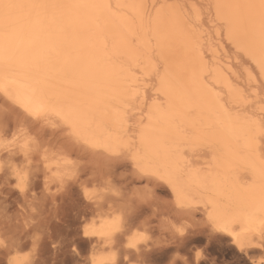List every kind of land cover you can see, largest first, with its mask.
Segmentation results:
<instances>
[{"label":"bare ground","instance_id":"6f19581e","mask_svg":"<svg viewBox=\"0 0 264 264\" xmlns=\"http://www.w3.org/2000/svg\"><path fill=\"white\" fill-rule=\"evenodd\" d=\"M16 2L21 0H4V3ZM79 2L103 7L63 12L49 10L42 18L44 27L39 23L20 25L0 39V89L7 87L13 94H30L32 89L42 88L46 98L53 103L85 114V131L90 138L103 140L110 131L130 129L143 131L148 146L154 141L162 142L172 131L160 112L153 111L152 119H148L149 111L163 102L167 112L185 117L182 126L195 130L202 141L213 145L212 150L199 158L202 172L210 174L203 195L215 202L216 215L229 225V231H217L203 223L206 218L204 206L200 204L197 211L194 204L189 221L198 227L190 229L185 238H174L171 232L162 231L166 238L155 240L152 235L154 227L142 225L148 239L139 250L126 248V241L120 239L106 244L99 237L83 235L85 215L90 219L93 209L77 198L71 186L59 192L56 185L45 189L42 172L35 181L39 187L34 186L26 194L0 183V221L9 223L13 230L18 228L20 234L27 233L26 221L30 222L33 214L30 209L18 213L21 212V202H33L38 209L37 219L43 220L42 239L33 257L36 264H91L94 256L102 258L108 253H115L119 264H186L190 260L191 264H197L193 249L197 243H204L202 250H198L201 252L199 264L225 263L223 248L235 251L240 257L254 259L257 255L254 261L259 264L264 249L255 246L259 243L258 232L252 239V246H246L244 251H241L235 235L230 233L258 227V224L251 225L249 218L253 214L259 215L258 209L264 201V139L258 132L262 115L258 103L260 97H252L253 104H246L240 96V89L248 88V79L244 66L237 64L236 54V48L243 46L259 59L261 42L258 27L250 29L233 9L218 10L216 7L217 4L243 0ZM139 4L147 5V9L135 7ZM153 4L157 8L164 6L161 13L168 21L162 28L160 40L166 57V83L162 92L149 87L146 102L143 86L137 85L141 89V100L133 107L125 108L123 103H116V98L130 95L135 81L131 80L126 66L137 61L122 55L126 52L122 37L133 29L139 31L138 44L144 50L139 63L147 78L150 64L160 59L161 51L156 47L155 39L149 46L151 33L145 34L141 29V25L146 24L145 11L155 13ZM17 14L13 10V15ZM226 20L231 33L225 26ZM161 74L164 75V69ZM154 83L159 86V81ZM8 103L0 91V113L6 111ZM226 103L234 109L231 120L223 111ZM114 107L120 109L118 123L114 122ZM237 107L239 115L235 112ZM245 111L251 119H245ZM142 115L143 129L140 127ZM88 120L92 121L90 127L87 126ZM76 153L90 162L101 160L99 155L81 148H77ZM33 191L37 193L35 198ZM8 209L12 210V218L5 221ZM171 214L177 219L183 217L179 211L172 210ZM31 230L35 231V228ZM213 245L216 251L211 248ZM0 259H6V256L0 254Z\"/></svg>","mask_w":264,"mask_h":264},{"label":"snow or ice","instance_id":"6c2138e0","mask_svg":"<svg viewBox=\"0 0 264 264\" xmlns=\"http://www.w3.org/2000/svg\"><path fill=\"white\" fill-rule=\"evenodd\" d=\"M93 7L103 5L82 3L79 0L68 3H49L45 0L4 3V0H0V39L20 25L39 23L44 27L42 18L49 10L63 12ZM135 7L147 9L145 4ZM152 7L155 13L145 11L146 24H142L141 29L145 34L151 33L148 36L149 46L155 39L156 47L161 51L160 59L150 64L147 78L139 63V57L144 55V50L138 44L139 31L133 29L122 37L121 43L126 49L122 55L137 61L126 66L131 80L135 81L130 95L116 98V103H123L125 108L133 107L135 102L141 100V89L137 85L143 86L146 102L149 87L162 92L166 83V57L160 40L162 28L168 21L161 13L163 5L157 8L153 4ZM216 7L218 10L233 9L247 22L250 29L258 27L261 57L256 59L243 46L236 48V54L237 64L244 66L248 79V88H241L240 96L246 104H253L252 97H260L258 103L262 115L258 121V132L259 137L264 139V0H243L227 5L217 4ZM13 10L18 14L14 16ZM225 26L231 33L227 20ZM229 39L231 40V35ZM121 68L124 70L125 66L122 64ZM162 69L164 75L161 74ZM154 81H159V86ZM0 91L9 101L6 111L0 113V183L8 184L20 194H26L34 186L39 187L35 181L42 172L45 189L56 185L59 192L69 186L73 187L77 198L93 209L91 218L85 215L82 225L85 237H99L106 244L120 239L126 241V248L139 250L140 245L148 239L142 225H152L166 233L171 232L174 238L182 239L189 234L190 229L198 227L189 221L194 204L197 211L200 204L204 206L206 218L203 223L217 231H229V225L216 215L215 202L211 198L205 199L203 195L210 174L202 172L199 158L212 150L213 145L202 141L195 130L190 131L187 126H182L185 117L167 112L163 102L149 111L148 119H152L153 111L160 112L168 120L172 131L162 142L154 141L148 146L143 131L134 132L130 129L110 131L103 140L90 138L85 131V114L53 103L46 98L42 88H34L30 94H13L7 87ZM223 111L231 120L234 109L226 103ZM235 112L240 114L238 107ZM113 113L114 122L118 123L120 109L114 107ZM243 115L246 120L251 119L247 111ZM52 121L55 123L51 124ZM91 123L88 120L87 126L90 127ZM144 126L142 115L141 129ZM77 148L99 155L101 160L90 162L77 155ZM32 195L35 198L37 193L33 191ZM29 209L33 215L30 222L26 221L29 231L25 234H20L18 228L13 230L9 223L0 221V254L6 256V259H0V264H36L33 257L38 252L42 239L40 229L43 220L37 219L38 209L33 202H21V212L18 214ZM150 209L153 210L151 214ZM172 210L182 212L183 217L177 219L171 214ZM258 212L259 215L253 214L249 218V223L258 224V227H248L240 233L233 230L230 233L235 235L241 251L246 246H252V239H255L257 232L259 243L255 246L264 249V201ZM11 218L12 210L8 209L4 220L9 221ZM260 254L262 259L259 264H264V251ZM200 257L201 252L195 251L197 264ZM91 264L119 262L115 253H108L102 258L94 256ZM252 264H256V261L253 260Z\"/></svg>","mask_w":264,"mask_h":264},{"label":"rangeland","instance_id":"374dc122","mask_svg":"<svg viewBox=\"0 0 264 264\" xmlns=\"http://www.w3.org/2000/svg\"><path fill=\"white\" fill-rule=\"evenodd\" d=\"M121 179H124V177H121ZM149 213H152V210L149 212ZM147 215V214H146ZM154 227V229L155 230H153L154 232H152V235H153V239H155V240H159V238H160V240H162V239H164V238H166L165 236H164V232H162V230L159 228V227H157V226H153ZM156 233V234H155ZM204 243H197L196 244V248H193L194 249V252L195 251H197V250H202V248H203V245ZM198 246V247H197ZM201 246V247H200ZM212 249H213V251H216V247L213 245L212 247H211ZM193 249H192V252H193ZM223 251L224 252H222V254L224 253V255L222 256V258L225 260V263H222V264H245V262H247V264H250V261L251 260H254V259H256V258H258L257 257V255H256V258H254L253 259V257H252V259L251 258H249V257H240V256H238V255H236V253H235V251H233V250H231V249H224L223 248ZM193 252V253H194ZM218 252V251H217ZM216 252V254H218V256H220L219 254V252L217 253ZM226 253V254H225ZM235 253V254H234ZM221 254V255H222ZM237 257V258H236ZM240 257V258H239ZM251 259V260H250ZM228 260V261H227ZM166 262H167V259H166ZM191 260H190V263L188 262V264H191ZM252 263V262H251ZM193 264V263H192Z\"/></svg>","mask_w":264,"mask_h":264}]
</instances>
